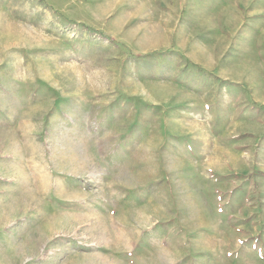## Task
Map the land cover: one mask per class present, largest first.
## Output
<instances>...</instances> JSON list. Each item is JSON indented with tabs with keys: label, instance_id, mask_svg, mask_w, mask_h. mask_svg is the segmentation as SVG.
Masks as SVG:
<instances>
[{
	"label": "rangeland",
	"instance_id": "obj_1",
	"mask_svg": "<svg viewBox=\"0 0 264 264\" xmlns=\"http://www.w3.org/2000/svg\"><path fill=\"white\" fill-rule=\"evenodd\" d=\"M0 264H264V0H0Z\"/></svg>",
	"mask_w": 264,
	"mask_h": 264
}]
</instances>
